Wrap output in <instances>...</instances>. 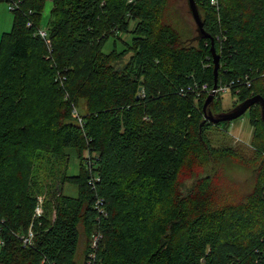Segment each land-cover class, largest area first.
I'll return each instance as SVG.
<instances>
[{
	"label": "trees",
	"instance_id": "16d2710c",
	"mask_svg": "<svg viewBox=\"0 0 264 264\" xmlns=\"http://www.w3.org/2000/svg\"><path fill=\"white\" fill-rule=\"evenodd\" d=\"M6 1L12 24L0 36V264H78L80 228L85 264H264L259 106L248 109L249 144L216 148L206 131L221 122L202 123L207 93L180 91L203 83L213 89V46L217 85L240 79L227 110L264 98V0H195L213 44L183 41L163 19L166 0H50L45 29L48 0ZM131 20L128 48L103 52ZM222 94L209 105L213 114L226 111ZM80 99L85 109L78 111ZM69 151L79 160L75 174L65 169ZM219 153L254 165L252 189L226 202L214 197L208 176L185 182ZM65 183L76 186L75 196L63 192ZM29 228L32 243L23 245Z\"/></svg>",
	"mask_w": 264,
	"mask_h": 264
},
{
	"label": "rangeland",
	"instance_id": "374dc122",
	"mask_svg": "<svg viewBox=\"0 0 264 264\" xmlns=\"http://www.w3.org/2000/svg\"><path fill=\"white\" fill-rule=\"evenodd\" d=\"M51 1L48 0L42 12L40 21V29H45L49 20V11L51 8ZM163 19L166 23L171 24L177 29L183 41L191 44H195L197 31L196 25L192 19V16L188 10L187 0H166V4L163 10ZM12 24V13L10 11V3L6 0H0V36L3 32L9 31ZM134 22L131 20L128 26V30L119 31L114 35H110L102 46L103 52H109L113 49L119 51L128 48L126 45H130L132 42V34L130 29L133 27ZM128 50L117 60L118 65L124 64L129 56ZM222 106L227 111L231 107L235 97L230 93H224L221 95ZM80 109L84 110V101H79ZM75 111V110H74ZM252 133V126L249 122V110H246L240 117L228 122H221L218 126H211L207 129L206 134L210 140L212 146L216 148H222L226 146H237L238 144H249ZM67 156L68 161H65V169L69 174H75L78 172L79 160L75 153L69 151ZM85 161V160H83ZM87 162H91L90 158L86 159ZM63 163L58 165V168H62ZM253 164L244 163L236 160L235 158L222 153L217 154L210 160L201 165L193 175L186 177L185 182L191 184L195 180H202L204 177H209V187L213 192L214 197L219 202L231 201L240 197L242 194L250 191L254 184ZM92 178H96V172H91ZM62 190L65 194L75 196L77 193L76 186L70 183H65L62 186ZM41 203V198L39 200ZM80 243L78 245L76 262L78 264L86 263L87 259H84V249L86 246V236L82 233ZM97 232V231H95ZM99 237V231L91 234L88 242L92 243L93 235ZM99 239V238H98ZM97 243V242H96ZM97 246V244H95ZM94 246V247H95ZM93 247V248H94ZM84 259V260H83Z\"/></svg>",
	"mask_w": 264,
	"mask_h": 264
},
{
	"label": "water",
	"instance_id": "95a60500",
	"mask_svg": "<svg viewBox=\"0 0 264 264\" xmlns=\"http://www.w3.org/2000/svg\"><path fill=\"white\" fill-rule=\"evenodd\" d=\"M187 5H188V10L192 16V19L196 25V31H197V36L196 39L199 38H209L213 44L212 37L208 32L205 31L203 27V21L198 9V6L195 2V0H187ZM212 51V56H213V64H214V83H213V89L216 88L217 86V80H216V75H217V70L219 66V55L214 51L213 46L211 47ZM214 91H211L209 94H207L204 103H203V120L202 123L208 121L212 124H217L219 122L223 121H232L233 119H236L240 117L246 110L249 109V107L253 104H258L259 109H260V119L264 124V98L258 94L253 95L241 102H239L237 105L232 107L231 109L220 112L217 114H213L209 110V105L211 101L214 98Z\"/></svg>",
	"mask_w": 264,
	"mask_h": 264
},
{
	"label": "built area",
	"instance_id": "2783aa9c",
	"mask_svg": "<svg viewBox=\"0 0 264 264\" xmlns=\"http://www.w3.org/2000/svg\"><path fill=\"white\" fill-rule=\"evenodd\" d=\"M210 3L213 5H217V0H210ZM39 33L42 36H45V31L44 30H39ZM240 81V79L237 80H230L229 82H224L221 83L219 85L216 86L215 89H210L207 84L203 83L201 85H188L187 87H185L184 89L181 88L180 91L181 93L185 94L187 92H194L196 95H199L201 92H205L207 94H209L211 91H214V95H216L217 93H228L230 91V89L235 88L236 91H238L237 83ZM41 206L40 203L38 205H36L35 209H34V216H39L41 214ZM22 243L23 245H29L32 243V238H33V232L32 230L29 228L27 233L24 234L22 237ZM98 239V236L95 234L92 237V243H91V247H94L96 244V241ZM2 241L0 240V245H1Z\"/></svg>",
	"mask_w": 264,
	"mask_h": 264
}]
</instances>
